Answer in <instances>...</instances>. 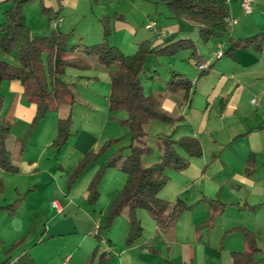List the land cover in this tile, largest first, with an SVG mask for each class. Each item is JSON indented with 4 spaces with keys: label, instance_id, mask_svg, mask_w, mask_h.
Masks as SVG:
<instances>
[{
    "label": "crops",
    "instance_id": "1",
    "mask_svg": "<svg viewBox=\"0 0 264 264\" xmlns=\"http://www.w3.org/2000/svg\"><path fill=\"white\" fill-rule=\"evenodd\" d=\"M219 1L228 6L230 21L236 20V23L231 24L230 37L238 39L264 32V0H254L251 13L245 12L241 0ZM33 3L35 11L39 9L41 17V6L48 7L49 12L53 13L50 16L52 22L43 23L41 28L45 31L42 35H47L56 28L67 33L69 30H77L78 19L72 16L71 11L75 9V13H78L82 3L80 0H34ZM10 7L8 0H0V20L3 12ZM116 11L120 17L115 25L129 34L133 33L135 43L147 41L154 48L168 41L192 39L195 43L194 55L191 49H184L172 56L179 57L182 61L192 60L198 68L199 64L208 62L209 67L199 69L198 74H191L192 79L188 73L170 67V71L187 77L192 82V87L187 96L183 89L169 91L167 84L161 91L163 108L174 117L182 118L173 124L166 123L170 128L166 134L171 133L172 129L176 132L181 130L176 139L185 135L196 136L202 144L203 156L192 159L189 168L183 173H178L175 179L182 181L178 182L177 187L170 188L168 182L159 195L172 202L182 199L189 205L195 204L194 207L183 213L176 227L169 231L159 228L149 213L137 210V217L144 228L143 236L132 246L121 249L119 253L111 238H108L109 241L105 240V253H114L109 262L146 264L139 257L141 254L152 257L147 264H233L232 252L249 250L243 234L230 231L242 227L255 233L260 249L257 264H264V45L261 51L252 47L239 48L236 58H232L225 54L229 43L212 39L217 43V49H210L211 55L206 56L199 52L197 40L193 38L194 25L172 18L166 3L152 0H119ZM128 14L130 16H127ZM159 15L165 19L162 20ZM142 19L143 26L139 27L138 23ZM150 21L158 23L156 29L146 28ZM90 35L86 33L83 37L81 33L74 31V38H82V41L85 38L86 44H91L90 40L101 39L103 31L97 27L95 33ZM116 38L118 34L109 42L119 46ZM223 45L226 49H222ZM219 51L224 52L220 58L217 57ZM17 53L18 48L12 56L7 55L0 47L2 60L17 63L13 57H16ZM154 60L156 61L145 67L146 72L155 73L158 70L157 58ZM64 79L72 85L73 92L74 88L78 87L77 82H84L85 84L80 86L86 90H94L91 85L97 82L111 83L110 73L98 67L86 70L68 67ZM2 91L5 97L2 114L13 119L14 128L21 123V130L13 133L15 139L12 140L11 148L13 160L19 167L18 174L26 176L27 180L23 182L24 186H17V194L22 198L14 203L15 216L11 217L8 212L0 211V262L10 256L13 264L28 252L38 264L33 255L35 245L18 253L21 247L25 246L23 238L30 233L23 227L21 219L17 220L20 218L18 215L33 211L34 216L40 214L50 221L58 218L64 221V213L65 219H79L80 211L73 207L76 193L72 191L73 196H66L62 179L59 180L56 171L41 167L46 146L57 135L59 119L67 114L68 108L63 107L58 112H51V125L48 126L50 122H45L38 128V152H22L16 140L21 139L22 128L26 130L30 126L37 113V105L25 97V86L21 81H4ZM94 93L97 94L96 91ZM91 103L95 105L96 101ZM73 112L74 110L72 116ZM158 121L160 120L153 121L151 130L154 126L160 128ZM76 127L73 120V128ZM78 128L81 129L80 126ZM113 138L116 137L112 136L111 139ZM88 140L92 138L84 141L82 150L94 147L97 143L96 141L91 145ZM249 157L252 164L249 163ZM1 171L5 172L0 168V173ZM204 198L219 199L227 204L225 212L216 219L213 228L209 225L200 226L210 217L209 204L201 201ZM54 201L59 203V210L52 205ZM5 205L6 203H0V206ZM251 206L254 207L247 208ZM48 224L46 231L50 237L66 234L63 230L59 234L56 230L52 231ZM4 227L8 230H3ZM129 230L130 224L123 225L121 233L125 238ZM13 246L17 250L14 249L7 255V250ZM72 259L73 257L67 254L64 264H68Z\"/></svg>",
    "mask_w": 264,
    "mask_h": 264
},
{
    "label": "trees",
    "instance_id": "2",
    "mask_svg": "<svg viewBox=\"0 0 264 264\" xmlns=\"http://www.w3.org/2000/svg\"><path fill=\"white\" fill-rule=\"evenodd\" d=\"M8 1L11 3V7L3 12L0 20V47L7 54L13 53L18 47L19 64H12L0 59V168L7 172H19V167L13 160V149L8 142L14 122L12 118L2 114L5 102L2 91L3 82L21 81L25 86V97L37 105V113L31 124V131L33 127L42 123L52 111H60L63 107L68 108L67 115L61 116L59 119L58 133L53 143V147L59 153L70 137L75 136L78 132L73 129L72 111L76 100L72 85L64 79L66 69L73 67L86 70L98 67L110 73L109 107L113 111L123 109L127 112V117L122 120V123L128 126L130 135L128 146L130 153L125 154V147H121L103 165L106 168L117 166L127 174V181L112 205L105 231L109 230L113 221L125 209H128L130 216V230L126 238L128 246H132L144 233V228L136 215L138 209L147 210L159 228L166 231L174 229L180 216L192 209L195 204L189 205L182 199L172 202L159 195L161 189L169 182L167 171L169 169L175 171L186 169L192 159L203 155V147L200 140L194 135H185L179 139H175L171 135L158 136L154 145L160 149V161L149 166L143 165V156L153 154L155 149V146L149 142L150 126L153 121L160 120L173 124L182 118L174 117L163 108L161 94L145 95L141 76L147 70L145 60L148 53L155 51L157 55H176L184 49H191L192 55H194V41L179 39L168 41L154 48L145 41L140 45L139 51L126 55L117 45L111 44L107 38L103 42L92 45L84 42L70 44V34L58 28L47 35L30 36L24 7L34 0ZM152 1L166 3L172 18L196 26L203 41L225 40L229 43L225 54L232 58H236V51L239 48L252 47L256 51L263 49L264 32L238 39L230 37L232 24L229 18L230 14L228 6L222 1ZM43 11L49 12V8L44 6ZM104 34L107 37L108 31L105 30ZM191 87L192 82L187 77L172 71V76L167 82L169 91L183 89L187 96ZM31 131L26 137L16 140L20 144L22 152L32 134ZM117 142H119L117 138L107 141L101 149V153ZM98 156V153L90 151L81 159L79 165L68 176L67 191L74 187L89 163V158L94 157L98 160ZM249 163L252 164L250 157ZM96 175L88 189L90 203H95L100 194L99 175ZM201 201L209 204L210 217L200 226L209 225L213 228L216 219L225 212L227 204L219 199L204 198ZM252 207L254 206L247 208L251 209ZM6 210L12 214L14 212L13 205L0 206V211ZM230 231L242 233L249 245L248 251L232 252L233 264H257L259 261L257 255L260 249L255 233L242 227H236ZM14 246L7 250V255ZM95 256L96 254H94ZM112 257L113 255L110 253H102L98 256V264H106ZM0 264H11L10 256ZM13 264L37 263L30 253L26 252Z\"/></svg>",
    "mask_w": 264,
    "mask_h": 264
},
{
    "label": "rangeland",
    "instance_id": "3",
    "mask_svg": "<svg viewBox=\"0 0 264 264\" xmlns=\"http://www.w3.org/2000/svg\"><path fill=\"white\" fill-rule=\"evenodd\" d=\"M80 2L82 3L80 4L78 13H75V9H72L71 11L72 16L78 19V25L76 28L77 30L68 31V33L70 34V44H73L72 41L75 43H83L85 41V38L83 39V41L82 38H74V31L75 33H81V36L83 37H85L84 35H86V33H89V35L91 34L90 36H92L95 33V29L98 27L102 29L103 36L99 40H90L89 43H91V45L103 42L106 38L108 39V41H112V39L115 38L118 34L116 42L118 43V47L124 54H134L139 51L142 42L135 43V41H133V33L129 34L125 31V29L123 30L122 28H119L117 25H115L117 24V21L119 19L118 17H120L118 16L116 11L119 0H80ZM40 12H42L43 14L42 17L39 15V9L38 11L37 9L35 11V4L33 2L24 7V15L26 18V24L28 26L30 36L42 35V33H44L45 31L44 28H41L43 23L52 22L50 20V16H52L53 14L52 12H44L43 6H41ZM127 16L130 15L128 14ZM161 19L164 20L165 18L161 16ZM138 24L139 27L140 25L143 26V19L140 20ZM61 29L64 30L63 28ZM105 30L108 31L107 37L104 34ZM193 38L194 40H197L196 43L198 50L203 55L210 56V49H217V43L215 41H203L200 38L198 28L196 26H194ZM224 48L226 49V47L223 45L222 49ZM15 50L13 51V53L15 52ZM13 53L5 54L12 56ZM13 57L15 58L17 63L10 60L7 61H10L13 64H18V53L16 57ZM154 58H157V63L159 64L158 70L155 73L154 71L145 72L141 76L145 95L162 93V88L165 86V84H167L172 76V71H170L169 69L170 67L175 70L184 71L190 76L193 73L198 74L200 71L199 68L195 66L194 63H192V60H190L191 62L188 60L182 61L179 57H173L172 55H156L152 52L147 54L145 67H148V64L150 62L156 61L154 60ZM152 75H154L153 78ZM84 84V82H77L79 88H74V92H76V101L74 104V112L72 116L75 122V126H77L73 129H80L78 128V126H80L81 129L75 136L70 137L68 143L62 147L59 153L57 149L53 147L54 140L57 136L55 130L54 135L56 136H54L55 138H52L53 140L51 139L50 144L46 146L45 153H43L42 157L43 162H41V167L54 169L59 180L62 179L66 196H73L71 194L72 191L76 193V195H74L76 199L73 203V207L75 210L80 211L78 212L79 219H73V221L65 219L66 214L63 213L62 217L65 222L59 218L50 221V219L43 217L40 214L34 216L35 212L33 211H28L26 215H18L20 218H17V220L21 219L24 225L23 227L30 231V233L26 234V237L23 238V243L25 246H22L18 253H22L27 247L35 245L33 246L35 249L33 255L36 258L38 264H64V259L67 254H70L73 257V259L68 264H98V256L102 253H105L107 248L105 240L109 241L108 238H111L113 240V242L115 243L113 244V246L115 245V247H117L118 253L121 249L129 247L126 243V238L121 233L123 225L130 224L128 209H125L113 221L109 230L105 231V226H107L112 205L115 202L116 198L119 196L127 181V174L117 166L110 168H106L103 166L107 163L111 155L116 153L121 147H125V154L130 153V149L128 147L130 144L129 129L128 126L122 123V120L127 117V112L123 109L114 111L110 109L109 101L107 100L111 92L110 83H94L91 85L93 86L94 90L83 89L80 85ZM93 91H96L97 94H95ZM94 101H96L95 105L91 103ZM50 114L51 113H49L46 119L39 124L40 126L37 125L36 127H33L32 131L31 124L33 120L26 130H23L22 128L23 134L21 138L26 137L30 133V131L32 133L28 138L23 152L29 150H31V152H38V139L36 141V136H38L37 132L39 130L38 128H41V126L45 122H50L48 123V126L51 125L53 119L52 115ZM158 122L160 128L154 126L153 130H151L152 124L150 126L149 142L151 145L155 144V140L158 136L171 135L175 139L176 137H179V132H181V130H177L176 132L175 130L171 129V133L166 134L170 130V128H168L166 124L167 122ZM20 124L21 123H18L15 128L13 125L12 133L8 140L9 145H11L10 147H12L13 144L12 140L15 139L13 135L14 131L17 132L18 130H21ZM112 136L119 139V142L111 145L108 149H106V151L101 153V149L106 145L107 141L112 138ZM87 138H92V140H88L91 142V145L93 144V142L95 143L97 141V143L94 147L82 150L83 143L85 140H87ZM19 150H21V147L19 148ZM90 151H92L93 153H98V160L97 158L90 157L89 163L86 165V168L77 179L74 187L70 191H67L68 176L73 172L74 168L79 165L81 159ZM160 153V149L155 146L153 154L143 156V165L149 166L160 161ZM189 166L186 169L180 171H175L172 169H169L167 171L169 176L170 188L177 187L178 182H181L182 179L181 181H178L175 178L178 176V173L185 172L189 168ZM1 172L0 203H6V205L9 204L13 205L14 207V203H16L18 199L22 198L19 194H17V186H24L23 182H25L27 178L26 176H21L18 173L7 171ZM96 174L99 175L98 189L100 194L95 203H90L88 201V189L90 184L97 176ZM4 198H8V200H4ZM58 199L59 201H61L60 198ZM6 212L8 211L6 210ZM141 212H145L146 214H148V211L145 209H141ZM13 213L9 214V216H15ZM48 223L52 227V231L56 230L59 234L61 233L60 231L63 230L66 232V234H60L50 237V235L46 231ZM91 224H94V226H92ZM3 230H8V228L4 227ZM96 230L97 232H95ZM14 249L17 250L16 248H13V250ZM94 254H96L95 257ZM110 254L114 255V253ZM93 257L94 259L91 260ZM139 257L146 264L148 261L152 260V257L145 255L143 256L141 254ZM108 263L113 264L114 262Z\"/></svg>",
    "mask_w": 264,
    "mask_h": 264
},
{
    "label": "built area",
    "instance_id": "4",
    "mask_svg": "<svg viewBox=\"0 0 264 264\" xmlns=\"http://www.w3.org/2000/svg\"><path fill=\"white\" fill-rule=\"evenodd\" d=\"M254 0H241L242 3V7L245 10L246 13H251L252 12V4H253ZM232 24L236 23V20H231ZM62 22V19H60V24ZM158 26V23L156 21H150L149 23L146 24V28L149 30H154L156 29ZM224 55L223 51H219L217 54V57L220 58ZM209 67V63H201L199 64V69L204 70L207 69ZM253 102H256V100H253ZM53 206L55 208H57L58 210L60 209L59 203L57 201L53 202Z\"/></svg>",
    "mask_w": 264,
    "mask_h": 264
}]
</instances>
